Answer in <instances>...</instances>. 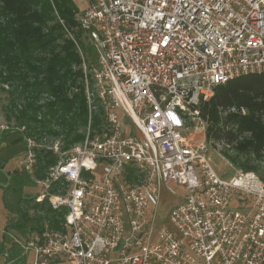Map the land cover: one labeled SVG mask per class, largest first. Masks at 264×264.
<instances>
[{
  "label": "built area",
  "instance_id": "1",
  "mask_svg": "<svg viewBox=\"0 0 264 264\" xmlns=\"http://www.w3.org/2000/svg\"><path fill=\"white\" fill-rule=\"evenodd\" d=\"M78 27L98 52L88 63L72 35L89 130L68 148L25 136L30 175L42 148L58 156L35 200L64 212L60 228L23 245L34 264H264V179L215 171L211 148L224 143L208 137L203 113L218 86L264 72V0H89ZM174 183L186 197L161 217L162 190L175 193ZM167 217L176 232L156 231Z\"/></svg>",
  "mask_w": 264,
  "mask_h": 264
},
{
  "label": "trees",
  "instance_id": "2",
  "mask_svg": "<svg viewBox=\"0 0 264 264\" xmlns=\"http://www.w3.org/2000/svg\"><path fill=\"white\" fill-rule=\"evenodd\" d=\"M77 12L74 0H0V64L10 80L24 82L22 92L31 95L45 90L55 96L49 113L65 126L68 137L76 126L88 123L86 85L82 81L78 90L74 87L75 77L84 79L85 73L74 40L63 33H55L76 27ZM50 21L58 23L47 30ZM31 74L33 82L28 81ZM231 106L244 107L247 112L224 114ZM25 108H31V103ZM203 113L209 120L207 134L210 139L226 145L235 144L240 152L260 156L264 151V72L240 76L218 86ZM102 121L98 114L92 116L94 128H99ZM244 133L250 134L249 138L240 140ZM84 138L85 135L76 134L69 142L76 143ZM225 156L232 163H238L236 158ZM41 162L44 165L36 170L38 176H42L44 169L55 163L56 158L51 152L46 158L39 156V164ZM245 168L253 169L250 165ZM56 225L60 228L58 220Z\"/></svg>",
  "mask_w": 264,
  "mask_h": 264
},
{
  "label": "rangeland",
  "instance_id": "3",
  "mask_svg": "<svg viewBox=\"0 0 264 264\" xmlns=\"http://www.w3.org/2000/svg\"><path fill=\"white\" fill-rule=\"evenodd\" d=\"M74 2L79 9L76 15L78 18V13L89 7V0H74ZM58 21L64 24L61 19H58ZM58 21H50L47 30ZM62 33L71 39L72 35L79 39L88 63L90 60L97 58L98 52L95 46L90 38L83 34L78 25L62 32L58 30L55 34ZM44 56L45 53H42L41 57ZM87 75L92 87V73L89 68L87 69ZM29 77L28 81L33 82L34 76L31 74ZM75 79L76 84L74 87L77 86V90L79 89L78 84L82 81L86 85V78L75 77ZM22 84L24 82L20 80H10L6 69L0 64V160L2 159L0 163L5 165L3 174L4 178H7L2 180L3 175L0 173V264H6L9 261L8 258L5 260V253L8 249L14 247L16 240L19 244L18 247L22 248L24 254H22L21 261L12 264H34L36 258L34 250H25L23 245L27 244L30 239L35 238L32 232L43 231L46 225L58 228L59 225H56V220L59 221V224L64 220V213L54 212L47 200L42 204L35 200V197L42 192V186L37 182V178L44 176L48 167L41 173L42 176H38L36 172L35 177L33 175L27 176L26 169L20 164L26 153L25 136H33L36 138L37 143H43L46 147L61 141L63 146L68 148L74 144L69 142L73 136L76 134L86 135L90 127L88 118L87 125L76 126L71 136L68 137V130L65 126L49 113L50 103L56 100L55 96L45 90L29 95L22 92ZM28 103H31V108H25ZM96 114L101 119L104 118L100 108H93L92 116ZM91 127L92 132L93 130L99 132L104 127L103 121L99 128ZM249 135L248 133L242 134L240 140L249 138ZM213 145L222 152L220 153L211 148L210 153L211 163L219 175L228 178L235 173L237 168H243L256 171L264 179V151L260 156H257L252 152H240L234 147L235 144L229 146L225 144ZM42 149L44 150L40 153V157L45 156L46 158V155L52 152L48 148ZM225 154L236 158L238 163H232ZM53 156L58 158L54 153ZM40 165L44 164L42 162L38 164L37 170L42 167ZM244 165H250L253 169H246ZM99 172L100 170L97 171V173ZM172 188L175 193H171L165 188L162 190L160 206L158 207L161 217H165L174 205L179 204L186 197L184 186L174 183ZM20 209L25 212L28 219L26 221L22 220V225H17L16 221ZM162 225L169 226L176 232V228L168 217L159 219L155 230L157 231Z\"/></svg>",
  "mask_w": 264,
  "mask_h": 264
},
{
  "label": "flooded vegetation",
  "instance_id": "4",
  "mask_svg": "<svg viewBox=\"0 0 264 264\" xmlns=\"http://www.w3.org/2000/svg\"><path fill=\"white\" fill-rule=\"evenodd\" d=\"M0 161H2V159ZM4 166H5L4 163H0V173H2L1 175H3L2 180H6L7 179V178H4V174H3L4 168H5ZM26 173H27V176L28 175L30 176V173L28 171H26ZM7 174H8V172H7ZM7 174H6V176L8 177ZM27 219H28V216L25 214L24 211H22L20 209V211L18 212V217H17V221H16L17 223L16 222L15 223L17 225H22L21 221L22 220H25L26 221ZM17 242L18 241L16 240V244L14 245V247H12V249H8L6 251V253H5V255H6L5 260H6V258L9 259V261L7 262L8 264H12V263H14L16 261L19 262V261H21V258L23 257L22 254H24V253L21 250L22 248L21 247L20 248L18 247L19 244Z\"/></svg>",
  "mask_w": 264,
  "mask_h": 264
},
{
  "label": "crops",
  "instance_id": "5",
  "mask_svg": "<svg viewBox=\"0 0 264 264\" xmlns=\"http://www.w3.org/2000/svg\"><path fill=\"white\" fill-rule=\"evenodd\" d=\"M51 207V206H50ZM60 212H63V211H60ZM64 213V212H63ZM42 231H40V232H32V234L35 236V238H39V235H40V233H41ZM6 264H8V263H6Z\"/></svg>",
  "mask_w": 264,
  "mask_h": 264
}]
</instances>
